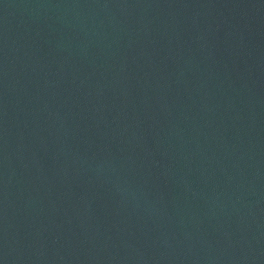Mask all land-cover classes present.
Wrapping results in <instances>:
<instances>
[{
	"label": "water",
	"instance_id": "1",
	"mask_svg": "<svg viewBox=\"0 0 264 264\" xmlns=\"http://www.w3.org/2000/svg\"><path fill=\"white\" fill-rule=\"evenodd\" d=\"M0 264H264V0H0Z\"/></svg>",
	"mask_w": 264,
	"mask_h": 264
}]
</instances>
